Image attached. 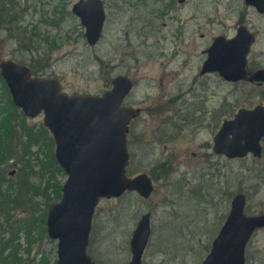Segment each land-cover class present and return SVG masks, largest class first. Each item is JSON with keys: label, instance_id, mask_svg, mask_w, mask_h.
Wrapping results in <instances>:
<instances>
[{"label": "rangeland", "instance_id": "1", "mask_svg": "<svg viewBox=\"0 0 264 264\" xmlns=\"http://www.w3.org/2000/svg\"><path fill=\"white\" fill-rule=\"evenodd\" d=\"M78 1L68 0L67 14L62 15L60 0H15L29 10L14 21L8 19L17 9L5 5L0 63L11 60L32 70L34 66V76L59 80L70 95H103L121 74L135 84L126 103L143 112L130 124L127 173L131 177L147 173L154 180L155 191L148 200L134 192L102 199L88 253L96 264H129L133 233L141 217L151 213L152 234L143 264H202L237 194L247 196L248 216L264 214V150L261 158L249 155L235 160L213 151L214 137L224 120L233 119L241 108L264 105V86L230 83L214 73L200 75L207 58L204 49L218 36L236 34L246 13L245 3L194 0L192 39L185 45L176 42L169 26L155 21L154 1L148 0L143 12L129 5L117 12L113 7L118 0H104L107 21L103 37L91 47L85 28L72 12ZM126 1L133 7L138 0ZM198 2L202 3L200 11ZM139 17L151 27L145 28ZM248 22L259 33L248 59L254 72L264 69V16L249 11ZM129 67L134 69L129 72ZM3 84L0 82V122L6 115L11 117L16 139L0 164V182L15 194L19 182L40 185L41 173L49 176L52 165L45 163L53 154L56 159V143L49 131L53 139L49 150L42 140L40 148H27L23 132L33 130L37 138V133L47 128L44 115L27 118L18 108L12 109ZM13 170L15 174L10 176ZM48 194L50 200L43 194L36 196L35 207L22 198L19 208L12 207L10 212L6 204L8 217L0 213V238L15 233L21 246L20 264L57 262L58 242L49 238L47 226L39 233L33 224L42 213H46L47 224L48 212L56 204L53 192ZM28 224L31 229L26 230ZM246 264H264V228L248 244Z\"/></svg>", "mask_w": 264, "mask_h": 264}, {"label": "water", "instance_id": "2", "mask_svg": "<svg viewBox=\"0 0 264 264\" xmlns=\"http://www.w3.org/2000/svg\"><path fill=\"white\" fill-rule=\"evenodd\" d=\"M264 14V0H247ZM95 47L103 36L106 12L103 0H80L72 7ZM254 35L245 26L232 39L218 37L208 49L201 75L216 73L230 83H264V69L251 72L249 55ZM12 103L25 117L44 115V124L56 143V160L67 175L62 198L47 216V233L58 242L56 264H96L88 253L96 209L102 199L121 198L134 192L151 198L155 185L147 173L130 177L128 133L141 109L124 106L134 89L125 75L112 81L103 95L75 94L63 90L55 78L34 76L14 61L0 63ZM264 139V105L241 108L225 120L214 138V152L228 159L249 155L261 158ZM15 171L9 173L13 176ZM247 196L237 194L231 211L202 264H246V251L254 234L264 228V214H246ZM152 234L151 214H144L131 239L129 264H142Z\"/></svg>", "mask_w": 264, "mask_h": 264}, {"label": "trees", "instance_id": "3", "mask_svg": "<svg viewBox=\"0 0 264 264\" xmlns=\"http://www.w3.org/2000/svg\"><path fill=\"white\" fill-rule=\"evenodd\" d=\"M62 2L60 7L61 14H67V2L68 0H60ZM0 5L2 6V10L0 11L1 15H6V6L5 5H11L17 11H15L13 14L9 15L10 18L8 20H18V16L20 14H25L29 10V6L24 5L23 7H20V4L18 5L15 0H0ZM26 30V28H24ZM33 70L34 66H33ZM0 82L2 84L4 81L0 77ZM5 86V84H3ZM9 105L12 109L17 110V108L13 105L12 101L9 100ZM11 115V114H10ZM32 133L34 131L32 130ZM31 132L28 131V129L23 132V135L26 136L27 140V148L31 150L34 147L40 146V141H44L45 144L44 147H46L49 150V146L51 143H53V139H51L49 135V130L47 128H43L41 131L37 133V138L32 135ZM36 134V133H35ZM22 135V134H21ZM22 138V137H20ZM16 139V131L15 127L12 126L11 120H9V116L6 115V117L1 119L0 122V164L4 161V156H6L5 153L11 152L13 150L12 142ZM40 148V147H39ZM14 150H17L14 146ZM54 155V154H53ZM51 155V157L48 159V163H45L47 166L52 165V169L49 173V176L47 177L42 172L40 175L41 184L35 185V184H29L26 181L19 182V185L17 186V189L15 190V194L11 192V189H7L4 187V185L0 182V213H3L2 215L4 217L9 216V212L11 211L12 207L19 208V201L22 200V198L26 201L25 203L28 204L29 207H35L36 203L34 202V199L39 194L45 195L50 200V196L48 193L50 191L53 192L54 195V201L59 202V200L62 198L63 194V185L62 178L66 177V173L64 170L60 167L54 156ZM53 157V159H52ZM53 160V162H52ZM22 171H24L22 169ZM47 177V178H46ZM46 178V179H45ZM11 188V187H9ZM6 204H9L10 210L9 212H5ZM8 220V218H7ZM33 224L35 228H38L39 233H43L46 231V213H42L41 215L37 216L33 220ZM28 229H31V225L28 224ZM31 232V231H28ZM27 232V233H28ZM29 234V233H28ZM20 244L17 243L15 240V233H10V236L6 238H0V264H20Z\"/></svg>", "mask_w": 264, "mask_h": 264}, {"label": "flooded vegetation", "instance_id": "4", "mask_svg": "<svg viewBox=\"0 0 264 264\" xmlns=\"http://www.w3.org/2000/svg\"><path fill=\"white\" fill-rule=\"evenodd\" d=\"M147 1L148 0H138L137 1V4H135L133 7L132 5H130V3H128L126 0H118V1H114V5L115 7V10L118 12L119 10H122L124 7L122 6H125L127 7V5H129V7L133 10L137 9L138 11L140 12H143L145 9H146V5H147ZM154 1V7L156 8L155 9V13H156V18H155V21L159 23L160 26L162 27H165L167 28L168 26L172 29V32H174V38L176 39V42H181V43H184L185 45H187L189 43V41H191L192 39V36H189L190 33L192 32V27H193V20H194V0H152ZM216 1V0H215ZM218 1V0H217ZM216 1V2H217ZM245 3V7L246 9L244 10V19L239 23L237 24V29H236V34H237V30L242 27V26H245L247 28V30L252 33L254 35V43L252 45V49L253 47L256 45V43L258 42L259 40V33L257 32V30H255V27H253L251 25L250 22H248V12L249 11H252L254 13H257L261 16H264V14H260L258 13L257 9L255 7H252L250 5L247 4V0H241ZM103 4H104V8H105V3H104V0H103ZM199 5L196 6L197 10L199 9L200 6H202V3L198 2ZM127 9V8H126ZM200 11V10H198ZM105 12H106V9H105ZM209 19V18H208ZM142 24L143 26H145V28H148V27H151L150 23L145 21V18L144 17H139L138 19ZM7 21V19H6ZM106 21H107V13H106ZM0 24H1V27L5 26V17L3 15L0 14ZM106 24V22H105ZM105 28V26H104ZM236 34L233 36V37H227V36H218V37H225L227 39H232L236 36ZM103 37V36H102ZM202 37H204V35H202ZM216 37V38H218ZM214 38L212 40V43H210V47L213 45L215 39ZM102 39V38H101ZM101 41V40H100ZM98 45V44H97ZM96 45V46H97ZM210 47H207L206 49H204V54L207 55V58L206 60L204 61V63L207 61L208 59V49ZM251 49V51H252ZM251 54V53H250ZM7 61H11V60H7ZM186 61V60H185ZM17 63V62H16ZM203 63V64H204ZM20 64V63H19ZM24 65V64H23ZM27 66V65H25ZM29 69H31L32 71V74H33V70L31 67L27 66ZM134 68H128V71H132ZM261 70V69H260ZM257 71V70H256ZM254 71V72H256ZM216 74V73H214ZM34 75V74H33ZM122 75H125V74H122ZM200 75H201V71H200ZM207 75V74H206ZM127 77H129L128 75H125ZM203 76V75H201ZM1 77V75H0ZM130 78V77H129ZM2 79V77H1ZM131 79V78H130ZM3 80V79H2ZM132 80V79H131ZM4 81V80H3ZM113 81V80H112ZM133 81V80H132ZM4 84H5V88L6 90L8 91L7 87H6V83L4 81ZM253 84H256L257 86H264V83L263 84H260V83H253ZM134 87H135V84H134ZM9 92V91H8ZM128 98V97H127ZM127 98L125 99V102H124V106H128V107H133L131 104H128L126 103V100ZM12 101V100H11ZM17 108V107H16ZM142 110V109H141ZM143 111H141V114H142ZM9 113V112H8ZM141 116V115H140ZM139 116V117H140ZM6 117V116H5ZM138 117V118H139ZM136 118V119H138ZM9 120H11V117L9 116ZM186 120V119H185ZM189 120V119H188ZM225 121V120H224ZM223 121V122H224ZM134 122V120H133ZM223 122H222V125H223ZM132 125V123H131ZM131 125H130V130H129V133H128V136L131 132ZM221 125V127H222ZM220 130V129H219ZM219 132V131H218ZM217 132V133H218ZM216 133V135H217ZM215 135V136H216ZM127 136V138H128ZM215 138V137H214ZM14 141V140H13ZM262 147H263V141H262ZM263 150H264V147H263ZM213 151H214V147H213ZM130 153V152H129ZM215 153V152H214ZM216 154V153H215ZM217 155V154H216ZM222 156V155H221ZM263 156V155H262ZM257 158V157H255ZM258 159V158H257ZM130 160H131V155H130ZM131 177V176H130ZM151 177V176H150ZM152 178V177H151ZM153 180V179H152ZM153 183H154V180H153ZM155 185V183H154ZM155 191V190H154ZM128 193H131V192H128ZM133 193V192H132ZM127 194V193H126ZM125 194V195H126ZM154 194V192H153ZM152 194V195H153ZM139 196V195H138ZM140 197V196H139ZM152 197V196H151ZM144 199V198H142ZM150 199V198H149ZM144 200H148V199H144ZM151 214V213H150ZM152 218V216H151ZM152 225V223H151ZM145 256V255H144ZM144 259V258H143ZM143 264V263H142Z\"/></svg>", "mask_w": 264, "mask_h": 264}]
</instances>
